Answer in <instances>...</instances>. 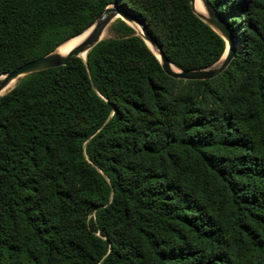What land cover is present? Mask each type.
I'll return each instance as SVG.
<instances>
[{"label":"trees","instance_id":"16d2710c","mask_svg":"<svg viewBox=\"0 0 264 264\" xmlns=\"http://www.w3.org/2000/svg\"><path fill=\"white\" fill-rule=\"evenodd\" d=\"M208 1L237 46L213 79L167 75L118 18L0 96V264H264V0ZM112 4L181 70L226 52L192 0H0V75Z\"/></svg>","mask_w":264,"mask_h":264},{"label":"water","instance_id":"95a60500","mask_svg":"<svg viewBox=\"0 0 264 264\" xmlns=\"http://www.w3.org/2000/svg\"><path fill=\"white\" fill-rule=\"evenodd\" d=\"M197 0H192V7L196 14L206 23H208L215 31H217L227 43V49L222 58L215 64L201 69L194 70H178L174 69L175 66L168 56L166 55L163 46L158 41V39L150 31L147 24L133 11L125 6H119L112 4L108 6L100 17L86 30H90L89 34L85 39H83L79 44H77L73 49H71L67 54H61L56 48L53 52H50L40 58L29 61L16 70L1 75L0 79V92H2L13 80L25 77L29 74L44 71L51 68H57L65 66L68 64L72 57H81V54L87 52L86 58L87 61L89 52L103 40L102 35L107 27L115 21L117 18H121L128 24L132 25L137 29L138 34L145 40L151 43L155 47L156 52L148 44V46L153 50V52L159 55V60L162 64V67L167 75L181 80H209L213 79L220 74H222L231 64L233 59L237 54V46L234 41L233 30L230 25L220 16L216 11L213 5L208 0H200L204 9L207 11L208 15H203L197 12L195 8V3ZM78 34L77 36L81 35ZM74 36V37H77ZM72 37V38H74ZM71 38V39H72ZM226 54V55H225ZM157 55V56H158ZM82 58V57H81ZM176 67V66H175ZM2 96V95H1Z\"/></svg>","mask_w":264,"mask_h":264},{"label":"bare ground","instance_id":"6f19581e","mask_svg":"<svg viewBox=\"0 0 264 264\" xmlns=\"http://www.w3.org/2000/svg\"><path fill=\"white\" fill-rule=\"evenodd\" d=\"M197 8L196 10H198L197 12H199V9H202V5L201 2L199 0L196 1L195 3ZM200 13V12H199ZM202 14V13H200ZM205 16V15H204ZM107 30V29H106ZM106 30L104 31L102 38L105 36L106 34ZM90 30L85 31L84 33H82L81 35L74 37L68 41H66L64 44H62L59 48H58V52L61 54H67L71 49H73L77 44H79L83 39H85V37H87V35L89 34ZM148 44L152 47V49L156 52L155 47H153L151 45L150 42H148ZM87 52L81 54L82 58H86ZM158 55V54H157ZM226 55V54H225ZM159 57V55H158ZM174 69L178 70L177 67L173 66ZM18 82V79L13 80L2 92H0V96L3 95L4 93H6L8 90H10L12 87H14L16 85V83Z\"/></svg>","mask_w":264,"mask_h":264},{"label":"rangeland","instance_id":"374dc122","mask_svg":"<svg viewBox=\"0 0 264 264\" xmlns=\"http://www.w3.org/2000/svg\"><path fill=\"white\" fill-rule=\"evenodd\" d=\"M199 1H200V0H199ZM200 2H201V1H200ZM201 5H202V3H201ZM195 7H196V5H195ZM202 7H203L202 9H199V12L202 13L203 15H208V13H207V11L204 9V6H203V5H202ZM196 9H197V8H196ZM197 11H198V10H197ZM232 18H237V16L233 15ZM117 19H118V18H117ZM117 19H116V20H117ZM116 20H115V21H116ZM115 21H113V22L107 27L106 34H105V36L103 37V40H104V39L111 38V37H115V33H114L113 29H112V25H113V23H114ZM129 25H130V24H129ZM130 26H132V25H130ZM132 27H133V26H132ZM133 28H134V27H133ZM134 29H135L136 32L138 33L137 29H136V28H134ZM0 76H1V75H0ZM22 78H24V77H22ZM22 78H19V79H18V82H19ZM0 79H1V77H0ZM18 82H17V83H18ZM17 83H16V85H17ZM16 85H15V86H16ZM15 86H14V87H15ZM14 87H12L11 89H13ZM11 89H10V90H11ZM10 90H8V91H10ZM8 91H7V92H8ZM7 92H6V93H7ZM4 94H5V93H4ZM4 94H3V95H4Z\"/></svg>","mask_w":264,"mask_h":264}]
</instances>
